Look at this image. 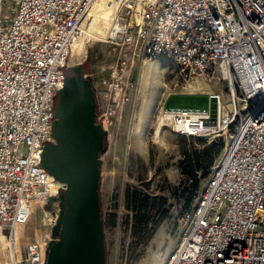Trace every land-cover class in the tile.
I'll return each instance as SVG.
<instances>
[{
  "label": "built area",
  "instance_id": "built-area-1",
  "mask_svg": "<svg viewBox=\"0 0 264 264\" xmlns=\"http://www.w3.org/2000/svg\"><path fill=\"white\" fill-rule=\"evenodd\" d=\"M92 1L0 0V225L9 238L35 201L61 203L66 184L42 165V151L55 141L56 97ZM115 2L121 28L108 41L117 56L90 79L96 122L104 127L121 113L138 60L164 56L187 93L193 81L209 91L202 104L160 106L157 127L208 142L228 134L163 264H264V0ZM46 248L29 240L27 263L45 264Z\"/></svg>",
  "mask_w": 264,
  "mask_h": 264
},
{
  "label": "rangeland",
  "instance_id": "rangeland-1",
  "mask_svg": "<svg viewBox=\"0 0 264 264\" xmlns=\"http://www.w3.org/2000/svg\"><path fill=\"white\" fill-rule=\"evenodd\" d=\"M107 38L84 41L82 53H70L69 66L82 63L89 79L102 77L117 56ZM176 74L174 64L164 56L138 60L130 79V99L114 122L104 126L106 143L100 152L99 198L105 234V264H163L187 229V223L180 222L182 213L175 204L180 192L177 186L183 178L179 158L185 152L194 153L204 164L210 157L203 150L211 142L203 136L176 134L165 126L155 137L160 106L205 102V95L185 94L187 89L177 83ZM200 83V91L209 89L208 84ZM227 139L228 134H225L212 141L217 143L219 150L212 153L213 164L208 174L200 178L198 189L224 156ZM133 187L149 194L150 204L155 203L153 197L157 198L155 207L149 209V222L137 224L136 229L133 228V211L128 209L126 200L128 188L132 190ZM163 198L166 202L162 205ZM59 206L51 200L34 205L29 220L17 227L16 243L15 237L9 238L6 226L0 225V264H28L24 249L29 240L46 248L55 237V224L50 220L54 209L57 208L58 213ZM162 207L171 211L168 217L160 219Z\"/></svg>",
  "mask_w": 264,
  "mask_h": 264
},
{
  "label": "water",
  "instance_id": "water-1",
  "mask_svg": "<svg viewBox=\"0 0 264 264\" xmlns=\"http://www.w3.org/2000/svg\"><path fill=\"white\" fill-rule=\"evenodd\" d=\"M54 113L55 141L44 144L42 165L66 187L45 264H105L99 180L106 130L96 122L95 92L82 63L67 67Z\"/></svg>",
  "mask_w": 264,
  "mask_h": 264
},
{
  "label": "trees",
  "instance_id": "trees-1",
  "mask_svg": "<svg viewBox=\"0 0 264 264\" xmlns=\"http://www.w3.org/2000/svg\"><path fill=\"white\" fill-rule=\"evenodd\" d=\"M84 73L86 72L84 64ZM106 140H104V144ZM217 143L212 142L206 146L203 150V153L210 157L204 164H201L199 157L194 155V153L185 152L182 157L179 158L181 162V170L183 172V178L177 188L180 190L179 195L176 200V207L180 213H183L185 209L190 208L192 205L193 197L196 194V191L199 186L200 178L206 176L210 167L213 164L212 153L217 152ZM127 207L133 211V228L136 229L137 224H147L151 218L149 212L150 208H154L156 205V197H153L152 200L155 203L150 204L151 197L149 194L143 192L138 187H133L132 190L128 188L126 193ZM165 204L166 199H162ZM170 208L162 207L159 211L160 219L166 218L170 215ZM101 217L103 218L102 210Z\"/></svg>",
  "mask_w": 264,
  "mask_h": 264
},
{
  "label": "bare ground",
  "instance_id": "bare-ground-1",
  "mask_svg": "<svg viewBox=\"0 0 264 264\" xmlns=\"http://www.w3.org/2000/svg\"><path fill=\"white\" fill-rule=\"evenodd\" d=\"M118 10H120V6L116 5L115 0H93L91 3V7H90L91 18H90L89 22L87 23V27L85 29L84 34L81 36V38L78 41H76L73 44L71 52L74 51L75 53H82V50H83L82 46H83L84 41H86V40H88L90 42L95 38H102V37L104 38L107 36H108L107 39L109 40L111 37L116 36V34H117L116 30H118V28H121L120 25L115 24L116 17L118 15ZM85 37H87V38H85ZM88 41H87V43H88ZM145 71H144V73H145ZM147 75H148V73H147ZM199 86H201L200 81L190 82L188 84V87L191 91L188 93L186 92V93L192 94V95L208 94L207 92L209 91V89L196 91L199 89ZM162 128H164V127H162V126L157 127L155 137L160 135V131ZM225 152H226V150H225ZM42 204H43L42 200L35 201V205H42ZM57 215H58V213H57V208H56V209H54V211L51 214L52 220H50V222L52 224L56 223ZM44 224H46V222H44ZM17 237H18V230L16 228L15 242L14 243H16ZM14 261H15V259H14Z\"/></svg>",
  "mask_w": 264,
  "mask_h": 264
},
{
  "label": "crops",
  "instance_id": "crops-1",
  "mask_svg": "<svg viewBox=\"0 0 264 264\" xmlns=\"http://www.w3.org/2000/svg\"><path fill=\"white\" fill-rule=\"evenodd\" d=\"M179 93H182V92H179ZM185 94H187V93H185Z\"/></svg>",
  "mask_w": 264,
  "mask_h": 264
}]
</instances>
